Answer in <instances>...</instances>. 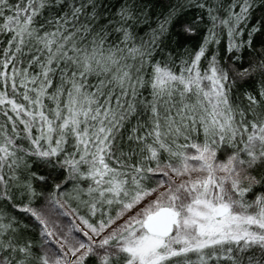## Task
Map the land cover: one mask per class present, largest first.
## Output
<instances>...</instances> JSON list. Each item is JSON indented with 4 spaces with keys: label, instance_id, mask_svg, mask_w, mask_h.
Listing matches in <instances>:
<instances>
[{
    "label": "snow or ice",
    "instance_id": "1",
    "mask_svg": "<svg viewBox=\"0 0 264 264\" xmlns=\"http://www.w3.org/2000/svg\"><path fill=\"white\" fill-rule=\"evenodd\" d=\"M0 264H264V0H0Z\"/></svg>",
    "mask_w": 264,
    "mask_h": 264
}]
</instances>
